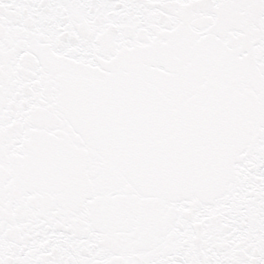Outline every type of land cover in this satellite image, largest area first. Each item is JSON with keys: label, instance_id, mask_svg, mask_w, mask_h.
<instances>
[{"label": "snow or ice", "instance_id": "1", "mask_svg": "<svg viewBox=\"0 0 264 264\" xmlns=\"http://www.w3.org/2000/svg\"><path fill=\"white\" fill-rule=\"evenodd\" d=\"M0 264H264V0H0Z\"/></svg>", "mask_w": 264, "mask_h": 264}]
</instances>
